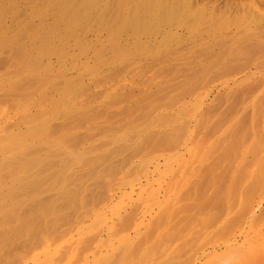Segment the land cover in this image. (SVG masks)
<instances>
[{"label": "rangeland", "instance_id": "1", "mask_svg": "<svg viewBox=\"0 0 264 264\" xmlns=\"http://www.w3.org/2000/svg\"><path fill=\"white\" fill-rule=\"evenodd\" d=\"M59 1L0 0L1 107L32 86L54 164L0 264H216L264 221V0H150L143 30L140 0Z\"/></svg>", "mask_w": 264, "mask_h": 264}, {"label": "bare ground", "instance_id": "2", "mask_svg": "<svg viewBox=\"0 0 264 264\" xmlns=\"http://www.w3.org/2000/svg\"><path fill=\"white\" fill-rule=\"evenodd\" d=\"M52 1H54V0H52ZM62 1L60 0L59 2L63 3L64 6L66 8H68L67 11L75 13L76 15L80 16V18L81 17L83 18L84 16H82V15L84 13L86 14V12L88 13V10L89 11L91 10L93 12H97L98 14L100 13L99 8H101V7L98 8V4H97V2L99 0L98 1L97 0H62ZM11 2H13V1H11ZM100 2H102V1H99V3ZM152 2H153V0H152ZM150 3H151L150 0H142V1L140 0L138 4H136L135 6H132V9H133V7H135V8H134V10L130 9V11H134V12H129V13H133V14L135 13V14L134 15L132 14V16L129 17V20L126 19L122 24L120 23L121 24L120 26L123 27V25L124 26L132 25V27L136 28L137 30L140 27H142V30H143V27H145V26L147 27L149 24H151L149 21H151L153 19L155 13L153 14L150 12L151 11ZM154 4L152 6H154ZM12 5H14V4H12ZM165 8H167V7H165ZM0 9L3 10V9H7V8H1L0 7ZM152 10H155V9H152ZM6 11L8 12V10H6ZM0 12H2V11L0 10ZM152 12H154V11H152ZM5 14L7 15V13H5ZM5 14L0 13V19L3 18V16ZM98 14H96V15H98ZM136 14L141 15V17H138V16L135 17ZM166 15H167V13H166ZM96 18H102L101 14L98 15ZM1 22H3L2 19H1ZM148 22H149V24H147ZM103 23H105V22H103ZM147 28H149V27H147ZM136 29L134 30V33L137 31ZM140 30H141V28H140ZM144 31H147V29L146 30L144 29ZM224 47H226V45L223 46V49L225 50L223 52L225 53L226 49ZM226 48H228V47H226ZM222 53H221V56L222 55L224 56V54H222ZM231 53L233 54L236 52L235 51L234 52H230V51L228 52V54H231ZM228 54H227V56H228ZM237 54L240 57L239 53H237ZM241 54H243V53H241ZM227 56H226V58H227ZM226 58H223V59H226ZM233 58H231V59H233ZM236 59H238V58L236 57L234 60H236ZM10 61H11V59H10ZM232 62H233V60H232ZM6 70H8V69H6ZM10 71L11 70L9 69V73L8 74L6 73L7 74L6 78L2 76L4 74L1 75L2 78H0V86L5 85V83L7 84V83H11L12 81L14 82V76H12L13 71L12 72H10ZM20 71H21V69H20ZM20 71H19V73H22ZM27 73H29V71ZM23 85L24 84H22V86ZM16 90H18V88ZM25 91H26V93L17 97V99L14 98L15 101H14V105L12 106V109L14 112L13 116H9L11 112L9 113L8 111L7 112L4 111L5 109H3V107L5 108L6 106H4V104L2 105L3 100L0 101V244L4 243V242L11 241V240L17 241V239H18L17 235L19 233V229L22 226H26V225L30 226V225H32V222L35 221L34 220V214L36 213V209H38V207H39V202L37 201L38 200L37 199V196H38L37 193L41 190V189L39 190V187L41 188L40 184L43 183V188L47 184L49 185L50 182L47 183L46 185H45V183L50 180V171L52 168H54L53 167L54 164L52 163V161L49 160L50 158H48V156H47V158H43L44 160L42 158L40 159L41 156L39 157V154H38L40 151L39 149L43 150V148L37 149V145H36V134L38 132L35 133V131L38 129L35 130V126H34L35 119H34V115L32 113V108H33V102H32L33 88H32V86L28 87L27 90H25ZM9 96L10 95H8V97ZM12 97H14V96H12ZM11 102H13V101H11ZM6 104H7V102H6ZM1 105L3 107H1ZM41 132H42V130H41ZM37 138H38V135H37ZM52 147H54V146H52ZM44 149H45V147H44ZM49 150H50V147H49ZM41 152H43V151H41ZM46 154H48V153H46ZM41 160H42V162H41ZM62 163H64V162H62ZM66 164L67 163H65V166H67ZM59 165H61V163ZM62 165H61V167H62ZM65 166H64V168H65ZM38 167H39V169H38ZM55 173H57V172L55 171ZM91 173H95V172H91ZM51 177H52V175H51ZM53 177H56V176H53ZM58 178H59V176H58ZM53 183H54V181H53ZM53 183H51L50 187L52 186ZM47 187H48V190H47V192H48L50 190H49V186H47ZM51 188H53V187H51ZM43 191L45 192L46 188H44ZM40 192H42V190ZM40 192H39V194H41ZM42 198H43L42 200L44 202V197H42ZM45 199H46V197H45ZM47 199H48V197H47ZM47 203H49L48 200H47ZM41 205L43 206L42 203H41ZM47 205H49V204H47ZM50 205L48 207L44 206V208L47 207L49 209V208H51ZM39 208H41V206ZM41 209H42V212H44L43 208H41ZM38 211H39V209H38ZM46 212H49V211H46ZM40 214H41V212H40ZM43 215H45V214L43 213ZM43 215H42V217H43ZM38 218H40V216L37 217L36 219L39 220ZM37 220H36V222H37ZM253 222L254 221L247 220V221L243 222L242 226H239L240 228L238 230V236H237L238 239H236V237L231 236L227 241L228 256L220 259L216 264H264V221H262V222L259 221V224H253ZM39 225L42 226L41 224H39ZM29 226H27V227L29 228ZM35 226L36 225L33 223L32 228H36ZM229 232H231V230ZM16 237H17V239H15ZM16 241H14V242H16ZM238 242H240V246L242 247L239 249L240 252L238 250H237L238 252H236V250L232 251V246H234Z\"/></svg>", "mask_w": 264, "mask_h": 264}]
</instances>
